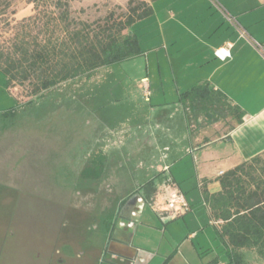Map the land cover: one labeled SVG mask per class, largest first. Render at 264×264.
Returning <instances> with one entry per match:
<instances>
[{"label":"rangeland","instance_id":"374dc122","mask_svg":"<svg viewBox=\"0 0 264 264\" xmlns=\"http://www.w3.org/2000/svg\"><path fill=\"white\" fill-rule=\"evenodd\" d=\"M70 5L79 18L94 20L111 11L119 15L126 2L70 0ZM33 14V0H0V49ZM132 30L139 36L140 55L103 66L90 78L67 80L29 103L27 84L10 88V93L0 71V228L13 231L3 243L0 264H105L109 259L103 253L105 222L122 194L113 181L119 179L125 190L133 191L139 184L133 185L132 179L144 180L139 166L147 165L149 158L138 151V138L162 128L153 118L156 102L165 101L171 109L175 99L167 92L145 100L141 78L150 76L154 81L158 75L157 29L155 23L143 20ZM159 61L162 76H168L169 62L161 52ZM223 115H217V123ZM113 131L118 134L112 136ZM108 139L121 141L104 154L98 152L107 149ZM148 210L159 228L149 229L142 241L158 255L152 264H161L169 253L165 264H212L217 254L226 260L221 241L206 231L193 240L196 251L190 242L182 247L168 242L167 232L162 239L164 224ZM184 227L176 234H183ZM52 247L61 251L63 262L51 259ZM241 253V264H264L251 250Z\"/></svg>","mask_w":264,"mask_h":264},{"label":"crops","instance_id":"0c3cea01","mask_svg":"<svg viewBox=\"0 0 264 264\" xmlns=\"http://www.w3.org/2000/svg\"><path fill=\"white\" fill-rule=\"evenodd\" d=\"M152 7V15L139 20L155 23L159 40L155 47L158 75L154 81L150 76L141 78L150 91L145 100L167 92L175 99L171 109L165 101L156 102L159 107L153 118L162 126L160 130L137 136L138 151L147 155L149 162L139 166L144 180L135 177L132 184L152 181L154 190L138 202L130 198L112 228L105 231L111 254L126 253L135 264H152L158 256L142 244L149 229H159L147 207L155 220L164 224L162 239L167 232L168 242L176 241L181 247L190 242L196 251L193 240L206 231L221 241L225 252L204 191H220L219 177L224 172L264 153V0H153ZM137 22L130 30L140 46L139 36L132 30ZM227 45L226 54L218 53L219 47ZM140 50L142 53L141 46ZM160 52L169 62L168 76H162ZM221 112L223 121L217 123ZM115 134L118 132L111 135ZM120 141L108 139L107 149L98 152L104 154ZM95 163L98 169L102 166L101 159ZM168 186L178 188L189 206L177 216L163 209L161 193ZM130 189L126 193H131ZM183 227V234L177 235ZM169 256L163 255L161 264ZM223 263L226 260L219 254L212 260V264Z\"/></svg>","mask_w":264,"mask_h":264},{"label":"trees","instance_id":"16d2710c","mask_svg":"<svg viewBox=\"0 0 264 264\" xmlns=\"http://www.w3.org/2000/svg\"><path fill=\"white\" fill-rule=\"evenodd\" d=\"M33 1L34 14L22 20L20 32L0 49L4 88L27 84L28 103L67 80L90 78L102 66L141 54L130 27L153 13V0H127L119 15L111 11L88 20L75 15L70 0ZM219 182L220 191H204V198L225 243L226 264H241L245 250L264 262V153L227 170ZM144 188L148 196L153 182Z\"/></svg>","mask_w":264,"mask_h":264},{"label":"flooded vegetation","instance_id":"af4514ba","mask_svg":"<svg viewBox=\"0 0 264 264\" xmlns=\"http://www.w3.org/2000/svg\"><path fill=\"white\" fill-rule=\"evenodd\" d=\"M119 179H116L113 181L114 185H118L119 189L122 190V194L120 195L118 199V204L115 207L114 210H112L109 219L105 222V231L108 232L113 224L115 223V221L117 220L118 216L122 213V211L125 209L126 207V200L127 198H133V200H137L140 201L139 199H144L146 196V192H145V188H144V184H139L136 189H134L133 191H131V193H126L128 190H125V188H123V183L119 182ZM115 182V183H114ZM117 183V184H116ZM122 186V187H121ZM115 188V187H114ZM115 191V190H114ZM126 202V203H125ZM13 231L11 229H9V227L7 228H0V238H1V242L0 243V254L2 253V249H3V243H5L8 240V235H12ZM54 247V246H53ZM51 248V259L52 257H55V259L59 262H63L64 261V257H62L61 255V251L58 248ZM110 245L106 242L104 244L103 247V253L108 254L109 255V259L106 261L105 264H135L134 261L126 254V253H119V254H111L110 251ZM126 251V250H124ZM56 255V256H54ZM49 263V262H48Z\"/></svg>","mask_w":264,"mask_h":264},{"label":"built area","instance_id":"2783aa9c","mask_svg":"<svg viewBox=\"0 0 264 264\" xmlns=\"http://www.w3.org/2000/svg\"><path fill=\"white\" fill-rule=\"evenodd\" d=\"M231 20V18H228ZM228 46H221L217 49L218 53L226 54L228 51ZM144 81V80H143ZM143 95L146 99L149 97V89L146 81L142 85ZM163 198V209L168 211L170 216H177L186 210H188L189 206L182 194V192L176 187H165L163 192L161 193Z\"/></svg>","mask_w":264,"mask_h":264}]
</instances>
